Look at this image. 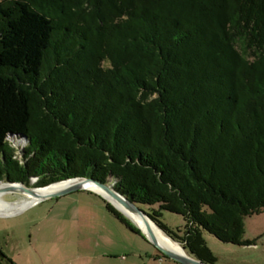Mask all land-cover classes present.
<instances>
[{
    "label": "trees",
    "instance_id": "16d2710c",
    "mask_svg": "<svg viewBox=\"0 0 264 264\" xmlns=\"http://www.w3.org/2000/svg\"><path fill=\"white\" fill-rule=\"evenodd\" d=\"M35 178L112 183L207 264L204 231L249 244L245 220L264 212V0H0V181ZM0 264H14L1 249Z\"/></svg>",
    "mask_w": 264,
    "mask_h": 264
},
{
    "label": "rangeland",
    "instance_id": "374dc122",
    "mask_svg": "<svg viewBox=\"0 0 264 264\" xmlns=\"http://www.w3.org/2000/svg\"><path fill=\"white\" fill-rule=\"evenodd\" d=\"M36 183L35 178L27 186L36 188ZM2 198L16 202L24 195L6 192ZM105 200L82 190L0 214V249L14 264H180L159 258L160 251L146 235L120 222ZM162 221L174 231L181 228L183 234L182 215L163 211ZM245 229L246 245L223 242L204 231L215 264H264V212L247 217Z\"/></svg>",
    "mask_w": 264,
    "mask_h": 264
},
{
    "label": "water",
    "instance_id": "95a60500",
    "mask_svg": "<svg viewBox=\"0 0 264 264\" xmlns=\"http://www.w3.org/2000/svg\"><path fill=\"white\" fill-rule=\"evenodd\" d=\"M80 179L81 181L77 182V183H73L71 185H68L56 192H51V193H44L43 196H41V200H45V199H50V198H58V197H62L74 192H78V191H82V190H90L93 191L95 193L100 194L101 196H103L106 200H108L114 207H116L119 211H121L126 217L130 218L132 220V222L142 231V233H144L146 235V237L149 239V241L161 252L163 253L166 257L173 259L175 261H177L180 264H207L206 262L196 258L195 256H193L192 254L188 253L186 250V247H184L182 244H180L179 242L175 241L172 237H170L165 231H163L153 220L152 218L149 216V214L142 209L141 207H139L137 204H135L134 202H132L125 194H123L122 192H120L119 190H117L114 185L112 183H103L100 181H97L95 179L92 178H73V179H69V180H64V181H60V182H65V181H70V180H77ZM57 182V183H60ZM89 183H93L95 184L97 187H99L101 190H103L105 192L104 193H100L97 192L95 190L90 189L87 184ZM0 184H7L10 186L4 187L5 191H11L12 193H34L36 189H41V188H46V187H28L26 184L22 183V182H11V181H0ZM21 184V186L18 187V185ZM2 189V188H0ZM40 200V201H41ZM119 204L121 207H118ZM128 212L137 215L141 218H143V220L145 221V223L148 225L150 231L151 230V224H154L159 230H161L163 233L167 234V236L169 238H171L173 241H175L176 243L181 245L182 248V252L176 251L166 245H163L162 243L159 242V240H157V238L155 237V235L153 233H151V237H149L136 223L135 221L130 217V215L128 214Z\"/></svg>",
    "mask_w": 264,
    "mask_h": 264
},
{
    "label": "bare ground",
    "instance_id": "6f19581e",
    "mask_svg": "<svg viewBox=\"0 0 264 264\" xmlns=\"http://www.w3.org/2000/svg\"><path fill=\"white\" fill-rule=\"evenodd\" d=\"M79 181H81V180L77 179V180H70V181H65V182H60V183H54V184H52L46 188L36 189L34 193H20V194L24 195V198L21 199L20 201H16V202H9V201L5 200L4 198H2L3 194H5L6 192H11V191H5L4 190V187L10 186V185L0 184V188H2V189H0V214L9 215V214L17 213V212L25 209L26 207L40 201L41 196H43L44 193L56 192V191L66 187L68 185H71L73 183H77ZM19 186H21V184H19L18 187ZM87 186L92 190H95L97 192L105 194V192L103 190H101L99 187H97L93 183H89V184H87ZM116 205H118V207L123 208L119 204H116ZM128 214L135 221V223L149 237H151V233H153L155 235V237L157 238V240H159V242L162 243L163 245H166V246H168V247H170L176 251H179V252L183 251L180 244L176 243L171 238H169L167 236V234H165L161 230H159L154 224H151V226H150L151 230H152V232H151L148 225L143 220V218H141L137 215H134L130 212H128Z\"/></svg>",
    "mask_w": 264,
    "mask_h": 264
}]
</instances>
